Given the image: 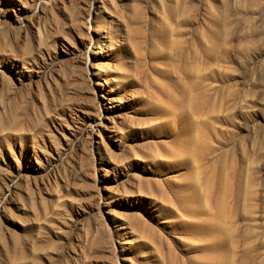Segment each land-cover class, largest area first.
<instances>
[{
    "label": "rangeland",
    "instance_id": "rangeland-1",
    "mask_svg": "<svg viewBox=\"0 0 264 264\" xmlns=\"http://www.w3.org/2000/svg\"><path fill=\"white\" fill-rule=\"evenodd\" d=\"M0 264H264V0H0Z\"/></svg>",
    "mask_w": 264,
    "mask_h": 264
}]
</instances>
